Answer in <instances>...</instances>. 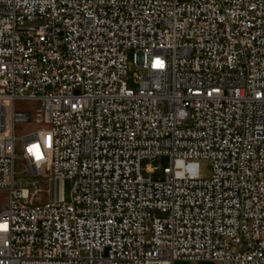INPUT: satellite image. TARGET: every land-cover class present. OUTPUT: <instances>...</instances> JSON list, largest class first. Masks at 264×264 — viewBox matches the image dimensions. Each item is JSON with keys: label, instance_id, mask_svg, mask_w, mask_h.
<instances>
[{"label": "built area", "instance_id": "1", "mask_svg": "<svg viewBox=\"0 0 264 264\" xmlns=\"http://www.w3.org/2000/svg\"><path fill=\"white\" fill-rule=\"evenodd\" d=\"M0 190V264H264V0H0Z\"/></svg>", "mask_w": 264, "mask_h": 264}, {"label": "rangeland", "instance_id": "2", "mask_svg": "<svg viewBox=\"0 0 264 264\" xmlns=\"http://www.w3.org/2000/svg\"><path fill=\"white\" fill-rule=\"evenodd\" d=\"M135 48H128L126 50V80L129 86H135L133 82L134 75H145L147 73L146 69L142 66L138 65L135 60ZM39 103L36 100L30 99H16L14 101V107L16 112H24L29 114V121L16 123L15 125V135L16 137H20L22 135L31 134L38 130L47 129L48 125L44 122H37V108ZM191 121L187 120L182 123L181 126L190 125ZM16 153L19 155L20 150L18 145H16ZM199 163V174L202 178H209L212 174V163L209 159H198ZM151 164L153 166L154 172L148 173L145 170L146 165ZM170 165L169 157L166 155H159L155 158H145L141 161V174L145 178H149L151 180H161L164 177L163 169L164 167H168ZM25 164L24 162L17 158L15 161V171L16 177H20L23 175V170ZM30 182L36 181L37 186L41 188V192L39 193L40 202H45L47 200H60L64 199L68 196L71 182L66 179L59 180H50L47 178H38L30 175L25 176ZM7 191L0 190V203L6 207L8 204ZM174 264H219L214 261H199V262H189V261H176Z\"/></svg>", "mask_w": 264, "mask_h": 264}, {"label": "snow or ice", "instance_id": "3", "mask_svg": "<svg viewBox=\"0 0 264 264\" xmlns=\"http://www.w3.org/2000/svg\"><path fill=\"white\" fill-rule=\"evenodd\" d=\"M4 227L3 225H0V228Z\"/></svg>", "mask_w": 264, "mask_h": 264}]
</instances>
